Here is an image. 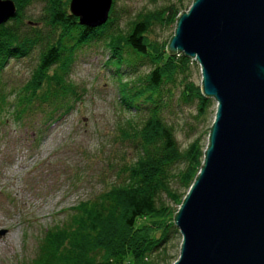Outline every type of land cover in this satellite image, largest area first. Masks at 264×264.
I'll use <instances>...</instances> for the list:
<instances>
[{"label": "trees", "instance_id": "1", "mask_svg": "<svg viewBox=\"0 0 264 264\" xmlns=\"http://www.w3.org/2000/svg\"><path fill=\"white\" fill-rule=\"evenodd\" d=\"M7 1L15 12L0 25V75L9 60L26 58L35 49L38 53L28 79L9 101L0 78V113L8 106L20 121L45 108L43 122L68 113L78 97L68 78L74 56L99 42L109 54L105 66H111L116 75L120 105L133 112L114 131L118 142L135 150V158L119 162L113 183L93 198L77 202L42 232L33 257L21 264H171L166 245L176 232L173 215L197 174L205 143L197 137L179 148L173 127L163 115L169 106L168 86L173 87L181 76L178 100L184 105L195 102L197 118L206 117L211 101L202 97L200 86L187 80L191 59L181 53L169 55L165 52L168 41L158 44L148 34L154 26L173 27L178 13L185 12L192 0L186 5L173 0L138 13L126 29L116 23L115 0L106 21L93 29L80 26L69 14L70 0H45L39 18L46 29L43 33L34 28L30 33L22 31L27 27L24 11L33 0ZM141 60L150 65L149 72L122 82L121 66L134 70ZM171 181L181 194L170 188ZM161 195L171 204L164 203Z\"/></svg>", "mask_w": 264, "mask_h": 264}, {"label": "rangeland", "instance_id": "2", "mask_svg": "<svg viewBox=\"0 0 264 264\" xmlns=\"http://www.w3.org/2000/svg\"><path fill=\"white\" fill-rule=\"evenodd\" d=\"M44 1L33 0L25 9L27 27H22L23 32L30 33V28L46 31L39 21ZM172 1L115 0L113 15L119 28L126 29L138 13L154 11ZM189 1L183 0V5ZM88 3H92L89 12H94L97 5L91 0ZM78 8L83 14L89 13L87 7L78 4ZM174 27L154 26L148 38L158 44L167 42ZM37 53L35 49L26 58L9 60L1 72L2 93L8 101L28 79L37 63ZM108 57L100 42L75 54L68 78L78 97L68 113L53 117L54 122H43L45 108L20 121L13 118L8 106L0 113V264H21L31 259L42 232L59 222L77 202L93 198L113 183L119 162L135 158V150L115 138L116 125L133 112L120 105L114 69L104 64ZM190 61L187 80L200 86L199 68ZM149 70L150 65L141 60L134 70L123 65L118 73L122 82H127ZM180 79L178 76L173 87L168 86L169 106L163 112L164 118L173 127L180 149L197 137L206 148V132L213 120L215 103L210 99L206 117L197 118L195 102L184 105L178 100ZM202 162L203 155L200 166ZM170 188L178 194L183 192L175 181L170 182ZM161 200L171 204L164 195ZM175 231L166 245L167 261L170 259L171 264L178 257L180 243L178 230Z\"/></svg>", "mask_w": 264, "mask_h": 264}, {"label": "water", "instance_id": "3", "mask_svg": "<svg viewBox=\"0 0 264 264\" xmlns=\"http://www.w3.org/2000/svg\"><path fill=\"white\" fill-rule=\"evenodd\" d=\"M97 2V17L76 0L69 14L99 27L111 0ZM14 12L0 0V25ZM175 20L165 52L197 64L215 111L202 165L173 215L172 264H264V0H192Z\"/></svg>", "mask_w": 264, "mask_h": 264}, {"label": "bare ground", "instance_id": "4", "mask_svg": "<svg viewBox=\"0 0 264 264\" xmlns=\"http://www.w3.org/2000/svg\"><path fill=\"white\" fill-rule=\"evenodd\" d=\"M91 1H94L95 5L98 6V2L96 3L97 0H91ZM76 2H77L79 5L85 7V9H86V7H87L86 10L89 12V8H90L91 5H92V3H91V5L88 3V2H90V0H80V1L76 0ZM93 5H94V4H93ZM96 11H98V10L96 9L94 12L91 13V14H93V16H95V17H97L96 15H97V13H98V12H96ZM89 13H90V12H89ZM88 17H89V16H88Z\"/></svg>", "mask_w": 264, "mask_h": 264}]
</instances>
